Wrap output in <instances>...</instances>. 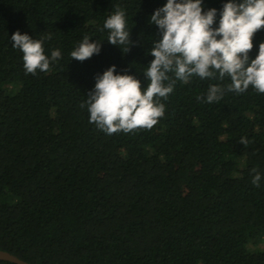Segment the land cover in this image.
<instances>
[{"label": "trees", "instance_id": "1", "mask_svg": "<svg viewBox=\"0 0 264 264\" xmlns=\"http://www.w3.org/2000/svg\"><path fill=\"white\" fill-rule=\"evenodd\" d=\"M226 2L204 0L218 10L214 27ZM166 3L0 0V250L29 264H264V246L249 249L264 245V94L250 86L207 103L197 97L230 78L193 76L158 98L165 112L151 129L108 135L90 123L97 74L115 65L147 88L160 38L150 18ZM117 4L134 42L127 53L101 31ZM17 30L51 33L45 54L61 58L26 74ZM85 35L101 52L72 60ZM261 42L264 29L251 59Z\"/></svg>", "mask_w": 264, "mask_h": 264}, {"label": "clouds", "instance_id": "2", "mask_svg": "<svg viewBox=\"0 0 264 264\" xmlns=\"http://www.w3.org/2000/svg\"><path fill=\"white\" fill-rule=\"evenodd\" d=\"M217 14L216 8L205 11L204 0H167L156 9L150 23L158 28L160 38L153 41L148 54L154 59L144 70L150 83L142 88L139 79L126 70L118 74L115 65L102 75L97 74L86 101L90 123L108 135L151 129L165 112V105L158 98L167 99L177 80L188 83L193 76L221 81L230 78L225 86L210 85L206 98L197 97L207 103L219 102L226 91L242 94L250 86L264 94V42L259 44L254 59L249 55L255 34L264 29V0H228L219 10L218 26L214 27ZM125 17V11L117 4L101 31L108 30V43L127 53L134 42ZM51 39L52 34L47 32L39 39L19 30L12 34L13 47L23 53L26 74L46 72L50 64L61 58L59 49L52 50L50 57L45 54L44 41ZM101 48L102 42H93L85 35L70 56L83 62L98 55ZM248 143L246 137L241 138L240 144ZM252 172V183L259 187L261 175L257 169Z\"/></svg>", "mask_w": 264, "mask_h": 264}, {"label": "water", "instance_id": "3", "mask_svg": "<svg viewBox=\"0 0 264 264\" xmlns=\"http://www.w3.org/2000/svg\"><path fill=\"white\" fill-rule=\"evenodd\" d=\"M0 260L11 262L14 264H29V263L19 259L18 257L14 256V255L6 252V251H2V250H0Z\"/></svg>", "mask_w": 264, "mask_h": 264}, {"label": "rangeland", "instance_id": "4", "mask_svg": "<svg viewBox=\"0 0 264 264\" xmlns=\"http://www.w3.org/2000/svg\"><path fill=\"white\" fill-rule=\"evenodd\" d=\"M263 246H264V245H259V246L257 247V246L250 245V246H249V249H250L251 252H257V251H259V250H262V249H263Z\"/></svg>", "mask_w": 264, "mask_h": 264}]
</instances>
